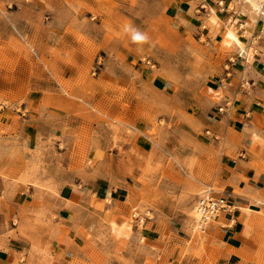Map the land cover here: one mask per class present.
I'll return each mask as SVG.
<instances>
[{
    "label": "rangeland",
    "instance_id": "obj_1",
    "mask_svg": "<svg viewBox=\"0 0 264 264\" xmlns=\"http://www.w3.org/2000/svg\"><path fill=\"white\" fill-rule=\"evenodd\" d=\"M172 1L0 0V116L14 128L0 124V264H264V204L232 202L250 196L249 174L264 178V103L229 120L237 133L209 92L252 94L258 64L207 22V7L237 5ZM247 42L255 56L264 46ZM18 132L36 148L14 149ZM94 182L115 201H90L72 238L62 190ZM209 188L231 212L199 226L193 205Z\"/></svg>",
    "mask_w": 264,
    "mask_h": 264
},
{
    "label": "crops",
    "instance_id": "obj_2",
    "mask_svg": "<svg viewBox=\"0 0 264 264\" xmlns=\"http://www.w3.org/2000/svg\"><path fill=\"white\" fill-rule=\"evenodd\" d=\"M219 1H223L225 5H229V3L230 4L234 3L233 8H235V6L237 5V7L233 9L232 16H230L229 14L218 13L215 10L217 14L222 17V20L219 21V24L214 26L216 30L218 31L220 38L223 39V33L225 29L228 26L229 27L231 26L232 29H235L236 36L242 41V45L244 49L246 48L245 46L248 45L247 44L248 36H252L253 38L260 36L262 40L264 39V16L263 15L257 13L256 15L253 16V18H251L245 10H242L243 8L241 9V5H244L246 1L244 2V4L241 3V0H219ZM235 2H239V3H235ZM173 3L175 4L174 0L171 2V4L174 5ZM261 8L264 10V2H261ZM243 11H244V14H243ZM240 12L241 14H239ZM206 13H207V10H206ZM167 15H172V14L168 13ZM246 16H249L251 19L247 20ZM228 17H232V20L234 21V23H229ZM230 46L239 48L238 46L234 44H231ZM259 48L260 49H256V54H257L256 56L251 55L252 59H254L258 64V66H256L255 73L257 75L255 77L256 82H254L255 87L252 89L254 90L252 94L247 95L243 93L244 92L243 90L238 89V87L236 88L233 85L227 90H222L223 88H221L220 86L209 88L210 94L215 93V97L217 100V102L214 103L215 111L218 107L222 111L220 114L214 112L212 114L213 117H219L222 120L224 119L226 122H228L227 124L228 128L236 130L237 133H239L238 129H240V124L229 123V120L231 121L234 120L236 122V120L240 118L241 119L240 121L242 123V121L243 122L246 121L247 116H252V114L255 113V108H257L260 105H263L264 103V46L259 47ZM0 111H3V110H0ZM209 120L211 119L208 118V121ZM11 121H12V117L8 118L7 116L2 115V118H1L0 116L1 126L2 127L7 126L6 129L4 130L5 132L3 133H6V135L8 136L14 133L13 131L14 128H12L11 123H10ZM226 133H227V129H225V134ZM11 137L13 139H15L16 137H20V140L17 139L18 143H20V146L14 149H34L36 148V147L31 146L30 144L32 140L31 135L25 134L23 136L21 132H18V133H15ZM248 138L249 136L246 137L247 141L244 143L242 147H239V146L236 147L232 145L231 149H247L249 147ZM57 145L59 146L60 144H57ZM131 148L143 149V147L139 146L138 143H135L134 145H132ZM87 149H90V130L88 131V136H87ZM239 175H241V177H245L246 174L239 173ZM105 184H106L105 182H94L93 184L82 183V184L75 185L78 188H71L67 191L62 190L61 196H65L66 199L70 201L72 205L70 206V208L65 209L66 217H59V220L71 223V226L67 228V232L69 234H72V232H74V235L72 236V238L74 237L79 238L80 236H82L79 230L85 227V221H84L85 210L87 209L86 211L88 215L91 212L90 208H86L90 204V201L91 203L94 202V204H96L97 206H102L101 207L102 209L106 208L107 199H111V201H115L114 198L116 197V195L114 194V191L106 188ZM246 187H247L246 191L248 192L250 196L238 197V198H235V200L232 202L243 205L244 207L252 205L254 202H257V200H260L258 202H261V204H264L263 203L264 202V178L261 175L259 176V175H256L255 173L249 174L247 176ZM61 205H63V200L61 201ZM62 213H63V209H61V214ZM58 215L60 216L59 212H58ZM235 225H236V222H235ZM228 226H231V225H228ZM234 227H232V229ZM117 229H120L119 231L120 234L118 237L122 236L124 227L117 228ZM226 231H229V230H226ZM62 235L63 233H61L59 237L55 239V242L59 243L58 244L59 246L62 245L61 243ZM156 239L157 238L153 236L152 232L150 236H146V240H150V242H153ZM70 240H73V239H70ZM61 250H63V248H61ZM19 264H27V259H25V261L20 262Z\"/></svg>",
    "mask_w": 264,
    "mask_h": 264
},
{
    "label": "built area",
    "instance_id": "obj_3",
    "mask_svg": "<svg viewBox=\"0 0 264 264\" xmlns=\"http://www.w3.org/2000/svg\"><path fill=\"white\" fill-rule=\"evenodd\" d=\"M150 61L147 60L146 64ZM0 106V110H2ZM231 202L226 195H220L218 197L200 196L197 197L195 203L196 210V225L201 226L204 223L214 219L220 212H231Z\"/></svg>",
    "mask_w": 264,
    "mask_h": 264
},
{
    "label": "bare ground",
    "instance_id": "obj_4",
    "mask_svg": "<svg viewBox=\"0 0 264 264\" xmlns=\"http://www.w3.org/2000/svg\"><path fill=\"white\" fill-rule=\"evenodd\" d=\"M261 2H262V0H256V2L251 0V4H252V6L254 7V9H255L257 12H260ZM251 4H250V5H251ZM252 6H251V8H252ZM207 8H208V9H207V13H206V19H207V22H208L210 25H213V26L218 25V24H219V21L222 20V17L219 16V15L217 14V12L215 11L214 8H212V7H207ZM239 11H240V10H239ZM239 14H241V12H240ZM243 14H244V11H243ZM228 20H229V19H228ZM239 26H241V25H239ZM222 28H223V27H222ZM225 28H226V27H225ZM224 33H225V35L227 36L228 40H229L232 44H234V45H236V46H238V47L240 48L239 50L242 51V55H244L245 58H246L248 61H251V59H252V57H251V53H250L249 51H246V50L243 48L242 41H241V40L236 36V34H235V29H232L231 26H230V27L228 26V27L225 29ZM239 37H240V36H239ZM244 45H245V44H244ZM240 53H241V52H240ZM254 64H256V63H254ZM193 189H195V188H193ZM210 192H211V188H209V189H202V190L200 191V194H203L204 196H209ZM197 193H198V192H197ZM195 195H196V193H195ZM193 206H195V205H193ZM236 207H237V206H236ZM193 214L195 215V216H194L195 219H197V215H196L195 207H194V209H193ZM194 217H193V219H194ZM195 221H196V220H195ZM201 228H202V227H201Z\"/></svg>",
    "mask_w": 264,
    "mask_h": 264
}]
</instances>
